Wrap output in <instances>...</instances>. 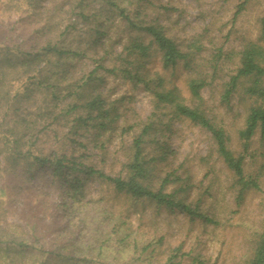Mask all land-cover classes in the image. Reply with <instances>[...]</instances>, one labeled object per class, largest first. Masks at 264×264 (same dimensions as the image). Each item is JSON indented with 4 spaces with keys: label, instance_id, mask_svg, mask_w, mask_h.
<instances>
[{
    "label": "rangeland",
    "instance_id": "obj_1",
    "mask_svg": "<svg viewBox=\"0 0 264 264\" xmlns=\"http://www.w3.org/2000/svg\"><path fill=\"white\" fill-rule=\"evenodd\" d=\"M115 1L133 14L131 0ZM138 10L190 53L194 72L207 74L204 107L239 151L236 129L250 101L237 91L225 103L221 93L238 52L259 36L264 0H144ZM130 32L110 0H0V60L11 62L0 69V264H246L264 225V140L256 134L244 160L259 190L237 203V186L210 134L155 108L142 84L106 71ZM47 42L79 54L35 57ZM149 54L144 76L171 80L189 104V68L180 62L170 73L159 51ZM94 97L113 117L105 128L98 125L105 122L101 111L87 105ZM150 122L166 157L145 181L157 188L169 172L187 176L185 200L199 199L200 211L217 223L115 192L85 172L124 176L132 140ZM154 143H144L147 157L155 155ZM18 150L25 157L16 160ZM35 155L62 158L60 171Z\"/></svg>",
    "mask_w": 264,
    "mask_h": 264
},
{
    "label": "trees",
    "instance_id": "obj_2",
    "mask_svg": "<svg viewBox=\"0 0 264 264\" xmlns=\"http://www.w3.org/2000/svg\"><path fill=\"white\" fill-rule=\"evenodd\" d=\"M131 1L129 2L136 5L133 14L127 12L126 7H119L115 0H110L111 5L119 9V15L126 28L133 33L130 32L131 37L128 38L124 51L115 57L112 62L113 66L107 68L106 71L115 74L120 73L124 78L142 84L145 89L151 92L155 108H167L174 116L186 118L205 129L212 139L216 157L220 159L233 176V183L237 186L236 200L237 203H240L244 194L248 191L259 190L257 178L246 172L244 160L252 138L259 134L260 141L264 140V13L260 18L257 40L246 42L238 52V64L233 74L224 82L221 93V100L225 103H228L230 97L237 91L241 92L242 99L250 101V104L246 106L242 125L236 129V139L241 149L235 151L230 147V137L225 125L217 119L216 115H211L204 107L200 90L210 83L207 74L201 69L197 72L192 70L194 60H191L190 53L182 49L173 38L168 36L162 25L155 20L146 21L141 16L138 6L144 0ZM40 30H44V26ZM151 48L159 51L162 67L170 70V73L174 72L175 66L180 62L189 68L185 79L189 92V104L185 102L180 87L171 80L161 75H157L155 78L144 76L142 71L150 57L149 51ZM39 51L41 52H35L33 55L35 57H48L51 55L50 57L53 56L58 59H70L76 56L77 53L79 54V52H73L72 50L58 49L56 44H50V42H47ZM2 64L4 67L11 66L10 60H0V69ZM89 100L87 105L90 108L101 111L98 117L103 118L105 122L100 121L98 125L100 128H105L113 117L109 118V110L101 108L100 99L94 97ZM154 128L153 122L146 123L140 128L139 134L134 136L129 148V160L124 164L126 168L124 176H110L91 167L84 168L85 172L88 174L95 173L98 177L104 178L106 182L112 185L115 192L132 198H146L156 206H163L171 211L177 209L191 218L217 223L215 219L200 211L198 207L199 199L193 203L185 200L184 193L190 188L187 176L169 172L160 178L157 188L150 187L149 182L145 181L151 175L154 162L157 159L166 157V150L158 145L157 140L151 138L156 131ZM149 139L155 142L153 146L155 155L151 157L146 156L144 146V143L146 144ZM12 142L14 144L13 148L16 149L18 147L16 140H12ZM15 157L18 160L20 157H25V154L18 150ZM33 159L39 164L51 163L54 172H59L62 167V158L49 160L48 157L35 155ZM169 184H175L176 186H173L172 190L167 192L166 187ZM71 185L75 186L74 184ZM74 189H77V187ZM18 245L23 247L26 244L19 242ZM246 264H264V225L254 241L252 250L246 259Z\"/></svg>",
    "mask_w": 264,
    "mask_h": 264
}]
</instances>
